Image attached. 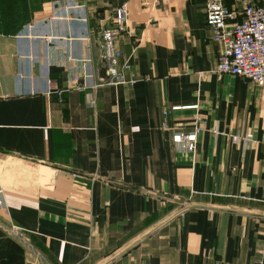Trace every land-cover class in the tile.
Masks as SVG:
<instances>
[{
	"label": "crops",
	"instance_id": "0c3cea01",
	"mask_svg": "<svg viewBox=\"0 0 264 264\" xmlns=\"http://www.w3.org/2000/svg\"><path fill=\"white\" fill-rule=\"evenodd\" d=\"M28 2L0 34V264H264V85L215 72L205 0H127L128 81L96 89L124 0Z\"/></svg>",
	"mask_w": 264,
	"mask_h": 264
},
{
	"label": "built area",
	"instance_id": "2783aa9c",
	"mask_svg": "<svg viewBox=\"0 0 264 264\" xmlns=\"http://www.w3.org/2000/svg\"><path fill=\"white\" fill-rule=\"evenodd\" d=\"M241 13L242 17L238 19L237 12L226 7L223 0H205V22L211 29L213 39L221 43L215 72L240 76L257 85H264V0L246 3ZM128 20V5L127 0H124L114 9L113 26L99 31L100 68L103 77L90 84L93 89L128 81L125 73L130 64L127 59L120 60V52L117 48V39L121 32L127 29ZM82 67L85 68L84 64ZM82 74L85 78L92 75L86 72ZM79 78L80 76L73 74L72 80L78 81ZM55 90L58 95L62 93L61 89ZM90 102L93 103L94 100L91 98ZM166 113L163 112L164 115ZM162 129L165 132L171 131L166 123L163 124ZM201 129L197 125L186 133L172 131L171 140L181 150L193 152ZM212 132L218 134L217 130ZM236 138L237 136L232 137V139ZM4 230L22 243L28 255L40 261L39 253L30 245L24 230L15 225H7Z\"/></svg>",
	"mask_w": 264,
	"mask_h": 264
},
{
	"label": "trees",
	"instance_id": "16d2710c",
	"mask_svg": "<svg viewBox=\"0 0 264 264\" xmlns=\"http://www.w3.org/2000/svg\"><path fill=\"white\" fill-rule=\"evenodd\" d=\"M30 15L28 0H0V34H16Z\"/></svg>",
	"mask_w": 264,
	"mask_h": 264
},
{
	"label": "water",
	"instance_id": "95a60500",
	"mask_svg": "<svg viewBox=\"0 0 264 264\" xmlns=\"http://www.w3.org/2000/svg\"><path fill=\"white\" fill-rule=\"evenodd\" d=\"M28 260L31 261V262H33L32 258L30 256H28Z\"/></svg>",
	"mask_w": 264,
	"mask_h": 264
}]
</instances>
